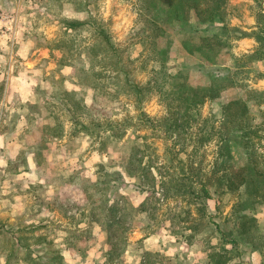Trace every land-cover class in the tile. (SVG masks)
I'll list each match as a JSON object with an SVG mask.
<instances>
[{
    "label": "rangeland",
    "instance_id": "obj_1",
    "mask_svg": "<svg viewBox=\"0 0 264 264\" xmlns=\"http://www.w3.org/2000/svg\"><path fill=\"white\" fill-rule=\"evenodd\" d=\"M213 5L0 0V264H264V204L226 189L264 174L263 20Z\"/></svg>",
    "mask_w": 264,
    "mask_h": 264
},
{
    "label": "trees",
    "instance_id": "obj_2",
    "mask_svg": "<svg viewBox=\"0 0 264 264\" xmlns=\"http://www.w3.org/2000/svg\"><path fill=\"white\" fill-rule=\"evenodd\" d=\"M224 1L225 0H214V5L212 6L211 11L218 12L217 10L220 8L221 4H223ZM255 2H256L258 9H259L258 16L263 20V23L259 24V27H260L261 32H264V0H255ZM177 16H179V15H177ZM198 19H199V22L211 23L214 20L218 19V13L214 14V15H212V13H210L204 19L202 17H198ZM178 20L182 21L183 19L178 17ZM204 41H206L208 43L210 41V39L204 38ZM231 72L232 71H230V72L228 71V73H231ZM233 74L235 75L236 73H233ZM225 79L226 78H224L222 76V82L225 81ZM201 90H203V91H205V93H207V92L211 91V88H209V87L208 88H201ZM138 92H140V90ZM206 97H210V98L213 97L212 92H209V95ZM238 104L240 105V110H241L239 117H244L247 115L249 122H250L252 120L253 116H252V114H250L248 112L249 108H248L247 104H243V102L240 100H234V102L231 103V105H238ZM231 141H235V137ZM133 158H134V156L132 155L130 158L128 157V159L124 162V164L126 165L125 170H126L127 176H130V177L134 176V175H132L133 172L130 171L129 167L135 166L136 169H139L138 170L139 172H143V174L145 176L147 175L148 177L151 178L150 180L152 181V186H153L152 191L156 190L155 192L160 193L163 198H167L168 197L167 196L168 189L166 187V184H164V182H163L164 178H160L158 180L155 179L153 176H151L152 175L151 170L148 169V167L141 165L140 159H137L134 161ZM133 162H135L136 164L133 165ZM156 169H159V168H156ZM244 170H249L248 166H246V168H244ZM236 172H237V170H236ZM140 175H142V174H140ZM177 178L178 177H173L170 175V180H174L175 183L177 182V180H180ZM249 178H255V182L250 183ZM140 186H142V184H140L139 187ZM157 187H159V189H157ZM242 187H246L247 189H249L251 191L250 195H252V197H253V201H252L253 203H256V201H257L258 204H264V174H260V175L253 174V176H242V175H240V176L236 175L234 177L231 176L229 179V182L226 186V189L227 190H234V189L236 190V189H239ZM200 191L202 192L204 198L208 197V193H207L206 188L204 186L200 188ZM195 196L198 197L197 195H195Z\"/></svg>",
    "mask_w": 264,
    "mask_h": 264
}]
</instances>
